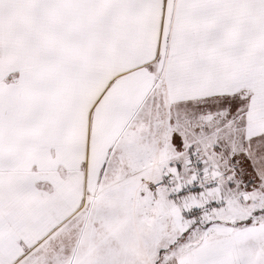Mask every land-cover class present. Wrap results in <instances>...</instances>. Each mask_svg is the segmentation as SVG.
<instances>
[{"label":"snow or ice","instance_id":"obj_1","mask_svg":"<svg viewBox=\"0 0 264 264\" xmlns=\"http://www.w3.org/2000/svg\"><path fill=\"white\" fill-rule=\"evenodd\" d=\"M0 264H264V0H0Z\"/></svg>","mask_w":264,"mask_h":264}]
</instances>
